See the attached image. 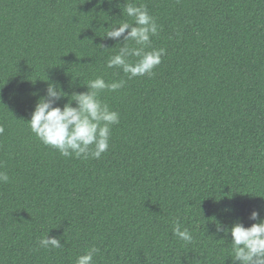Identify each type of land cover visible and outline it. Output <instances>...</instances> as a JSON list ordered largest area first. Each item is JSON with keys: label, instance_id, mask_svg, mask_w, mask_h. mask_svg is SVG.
I'll return each instance as SVG.
<instances>
[{"label": "trees", "instance_id": "obj_1", "mask_svg": "<svg viewBox=\"0 0 264 264\" xmlns=\"http://www.w3.org/2000/svg\"><path fill=\"white\" fill-rule=\"evenodd\" d=\"M131 2L159 26L146 50L166 55L129 80L107 67L123 37L105 38L131 22L127 0H0V264H76L93 246L95 264H232L217 225L264 209V0ZM100 76L125 81L100 94L120 116L109 150L44 145L29 122L48 83L63 107ZM48 234L63 247L42 248Z\"/></svg>", "mask_w": 264, "mask_h": 264}, {"label": "clouds", "instance_id": "obj_2", "mask_svg": "<svg viewBox=\"0 0 264 264\" xmlns=\"http://www.w3.org/2000/svg\"><path fill=\"white\" fill-rule=\"evenodd\" d=\"M111 2V0H109ZM131 18L121 21L117 26L105 30L106 39L125 43L118 54L112 56L108 68H120L129 80L135 77L150 76L161 64L166 55L163 48L147 51L151 46V38L158 35V24L148 12L145 5L137 6L131 0L122 6V16ZM134 42L135 46H130ZM100 47H104L101 45ZM135 57L137 59L132 60ZM125 81L107 82L102 76L90 80L87 92L73 93L63 107L59 102L68 97L55 82H49L43 96H39L29 122L32 133L46 146H50L64 156L73 155L85 160L99 159L109 150L111 126L120 121L119 113L113 111L100 99L105 90L115 92L124 87ZM38 95L36 93L33 94ZM75 104V106H73ZM0 132L3 129L0 128ZM0 182L8 183L6 172H0ZM231 211V210H229ZM264 209H254L248 219L251 226L236 222L230 228L217 225L218 232L230 235V255L232 264H264ZM173 234L185 243H192L193 236L188 228L177 222ZM42 248H62L60 239L49 238V234L38 241ZM100 249L93 246L76 259V264H95L94 256Z\"/></svg>", "mask_w": 264, "mask_h": 264}]
</instances>
